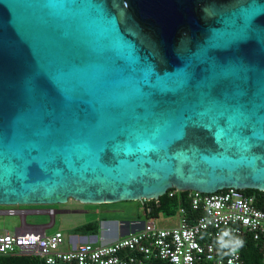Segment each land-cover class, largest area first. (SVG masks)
Masks as SVG:
<instances>
[{
  "label": "water",
  "instance_id": "obj_1",
  "mask_svg": "<svg viewBox=\"0 0 264 264\" xmlns=\"http://www.w3.org/2000/svg\"><path fill=\"white\" fill-rule=\"evenodd\" d=\"M228 188L264 192V0H0V206Z\"/></svg>",
  "mask_w": 264,
  "mask_h": 264
},
{
  "label": "built area",
  "instance_id": "obj_2",
  "mask_svg": "<svg viewBox=\"0 0 264 264\" xmlns=\"http://www.w3.org/2000/svg\"><path fill=\"white\" fill-rule=\"evenodd\" d=\"M176 193L180 192L172 190L169 195ZM187 199L193 213L188 215L181 208L177 226L146 228L144 223L97 246L71 237L70 249L60 250L65 241L62 233L47 236L41 228L23 223L14 233L0 232V255L35 256L44 264H242L240 249L244 239L251 237L259 244L264 264V211L257 208L253 195L228 188L212 194L189 191ZM46 213L53 217L55 211ZM15 214L8 210V215ZM222 241L231 245L219 258Z\"/></svg>",
  "mask_w": 264,
  "mask_h": 264
},
{
  "label": "rangeland",
  "instance_id": "obj_3",
  "mask_svg": "<svg viewBox=\"0 0 264 264\" xmlns=\"http://www.w3.org/2000/svg\"><path fill=\"white\" fill-rule=\"evenodd\" d=\"M134 202H118L106 205H84L75 201L69 200L66 204L52 205V206H0V210H19L26 212L21 215H6L0 214V232L14 233L24 222L27 226H41L52 225L46 229L48 234L60 232L64 236V243L60 246V250H69V238L82 235L75 233L74 230L82 227L90 222L99 221L100 231L105 230L102 224L110 222L111 220H127L135 218ZM52 209L55 211L53 217H50L46 211ZM110 209L117 210V214L106 215L102 211ZM86 210V213L80 212ZM40 212V213H37ZM23 219V220H22ZM23 221V222H22ZM143 221V220H142ZM146 228H171L178 225V214L167 217L159 215L158 219L146 220ZM100 233H98L99 235ZM127 234L126 230L120 231L118 234L113 232L106 235V241H112L116 237ZM89 236V235H87ZM101 243L97 242L93 246Z\"/></svg>",
  "mask_w": 264,
  "mask_h": 264
},
{
  "label": "trees",
  "instance_id": "obj_4",
  "mask_svg": "<svg viewBox=\"0 0 264 264\" xmlns=\"http://www.w3.org/2000/svg\"><path fill=\"white\" fill-rule=\"evenodd\" d=\"M169 190L165 195L158 200L145 201L143 203L134 202L135 218L139 220H154L158 219L159 215L167 217L179 214L181 208L185 209L188 215L193 212L189 206L187 199V192L176 193L173 196L169 195ZM246 195H253L256 198L257 208L264 211V192L247 189L243 190ZM133 203V202H132ZM106 205V204H102ZM99 221L90 222L82 227L74 230L82 236L97 235L99 233ZM136 227L133 231H136ZM231 245L229 241H222L220 246V253L218 257H222L227 247ZM242 264H263L259 244L252 240L251 237L244 239L243 246L240 249ZM0 264H44L38 257L28 255H0ZM200 264H214L211 262H201Z\"/></svg>",
  "mask_w": 264,
  "mask_h": 264
},
{
  "label": "flooded vegetation",
  "instance_id": "obj_5",
  "mask_svg": "<svg viewBox=\"0 0 264 264\" xmlns=\"http://www.w3.org/2000/svg\"><path fill=\"white\" fill-rule=\"evenodd\" d=\"M4 211L7 210H0V214H3ZM16 214H19L23 211H17V210H13ZM80 212L82 213H86V210H80ZM26 213V212H24ZM118 211L117 210H110V209H106L104 211H102V214H106V215H111V214H117ZM145 223V221L139 220V219H134V218H130L127 220H111L110 222L104 223L102 224V227L104 225L105 230L101 231L99 229V233L100 234H104V235H108L109 233L113 232L115 234H118L120 231L126 230V233L133 231V228L136 227V229H139L140 227L143 226V224ZM26 227H31V226H27ZM124 235V234H123Z\"/></svg>",
  "mask_w": 264,
  "mask_h": 264
},
{
  "label": "crops",
  "instance_id": "obj_6",
  "mask_svg": "<svg viewBox=\"0 0 264 264\" xmlns=\"http://www.w3.org/2000/svg\"><path fill=\"white\" fill-rule=\"evenodd\" d=\"M31 227H33V226H31ZM41 233H43L42 229H41ZM45 235L48 236V235H51V234H48L46 232V230H45ZM105 238H106V235H104V234H99V235L97 234L96 235V239L93 237V235L85 236V238H83V236H81V237L74 236L73 237V239H75V241L78 242V243H87V242L97 243V242H99V243H102V244L111 243V242L117 240L119 237H116L115 239H113L112 241H109V242H107Z\"/></svg>",
  "mask_w": 264,
  "mask_h": 264
}]
</instances>
